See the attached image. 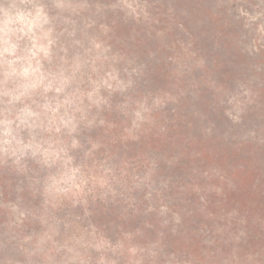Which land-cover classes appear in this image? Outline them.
<instances>
[{
  "label": "rangeland",
  "instance_id": "374dc122",
  "mask_svg": "<svg viewBox=\"0 0 264 264\" xmlns=\"http://www.w3.org/2000/svg\"><path fill=\"white\" fill-rule=\"evenodd\" d=\"M89 3L85 44L123 87L80 136L108 182L57 210L61 230L94 234L115 264H264V0ZM3 231L0 264L23 262Z\"/></svg>",
  "mask_w": 264,
  "mask_h": 264
},
{
  "label": "clouds",
  "instance_id": "9594fccd",
  "mask_svg": "<svg viewBox=\"0 0 264 264\" xmlns=\"http://www.w3.org/2000/svg\"><path fill=\"white\" fill-rule=\"evenodd\" d=\"M91 7L89 0H0V227L23 256L15 264H115L94 234L68 224L61 230L55 216L108 182L109 169L89 163L91 150L78 155L82 131L108 104L103 91L113 82L123 87L105 66L106 50L85 44ZM24 193L39 198V208L25 205ZM29 217L46 227L24 235Z\"/></svg>",
  "mask_w": 264,
  "mask_h": 264
}]
</instances>
